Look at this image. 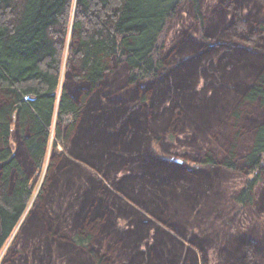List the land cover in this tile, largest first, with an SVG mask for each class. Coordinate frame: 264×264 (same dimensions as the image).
I'll use <instances>...</instances> for the list:
<instances>
[{
    "label": "trees",
    "instance_id": "16d2710c",
    "mask_svg": "<svg viewBox=\"0 0 264 264\" xmlns=\"http://www.w3.org/2000/svg\"><path fill=\"white\" fill-rule=\"evenodd\" d=\"M183 4L189 5L191 18L197 25L196 30L199 35H207L199 0H0V258L3 257L16 229L22 224L23 229L17 243H20L18 245L22 251L25 250L27 253L23 256L17 254L19 259L13 264H29V247L34 248V244L44 246L45 257L39 255L40 248L32 251L29 257L32 258V264H61L62 262L70 264H197V253L193 251L191 247L194 246L186 237L188 230H183L184 227H190L191 235L197 234V229L191 228L192 225L197 226V219L190 218L191 222L188 225L185 216L190 212L185 206V201L189 203L194 195L190 192L181 193L183 189L180 192L175 185V180L180 178L177 174L180 169L186 171V177L188 174H197L205 178V184L207 182L216 184L215 181L226 176L227 173L239 171L243 181L242 185L234 191L232 202L234 206L241 209L254 203V192L262 181L264 173V119L254 126L248 148L242 154L237 147V139L231 137L233 140L229 144L230 147L223 153L220 160H217L216 155L205 153V151L201 159L191 158L195 162L191 168L183 162H169L157 157L159 162L156 176L148 177L141 172L135 183L138 185L135 188L140 189V193L145 196V200H148L153 209L130 198L128 195L130 190L124 192L120 188L122 187L120 183H114L115 185L110 182V184L103 183L100 178L91 175L86 168L80 169L75 176L84 177L87 183L92 184L93 189L90 191L96 188L95 199L87 207V212H84L83 208L90 196L92 197L90 191L82 192L80 189L72 191L67 184L63 185L64 189L61 184H58L57 191H61L65 197L60 202V198L55 199L53 194L49 196L45 192L50 177L47 176L46 171H51L55 162L50 157L64 160L60 168L63 171H56L59 178L69 164L83 162L93 167L94 164L72 156L68 151L62 154L58 147L66 148L84 113L87 98L102 82L110 71L111 65L125 67L124 83L128 86L142 87L143 84L155 82L151 85L153 87L160 81L162 71H166L163 57L165 31L170 21L178 18L177 15ZM258 4L264 14V0H260ZM226 18L219 24L227 25ZM219 24L208 34L216 36L217 48L220 50V46L224 45L220 40L225 34L224 31L219 30ZM230 46L233 44H227V47ZM219 50L215 49V54ZM226 51L230 57H234L230 49ZM211 52L212 50H208L205 55ZM201 55L202 53H198L182 59L181 63L187 64L184 65L186 71L183 70L180 77L187 78V74H190L189 67L192 65L195 68ZM226 63L222 64L221 71H224V77L231 82L234 81L236 86L233 89L230 86H223L222 89L231 93L234 89L236 91L237 87H241L243 85L241 83L246 86H242V95L237 103L231 97L223 95L214 97L215 101L220 100L224 105L227 103L232 109L236 103L234 111H237V115L242 105H256L264 110V62L258 66L247 59ZM254 69L257 73L251 80L238 76L244 71ZM68 72L72 73L76 82L84 85L85 91L78 98L72 96L67 90L64 74ZM186 87L188 89H185L182 95L179 88ZM155 88L157 89L154 90L153 96L159 98V94H162L168 101L176 90L174 102L176 97H180V103L186 106L190 115L198 119L197 135L195 134L197 138L201 137L202 128L210 129L204 126H209L211 121L221 114L218 113L219 110L213 109V102H211L213 100L205 102L206 100L197 94L199 92L196 87L189 86V82L170 81L168 85L159 83ZM126 92H123L121 96ZM143 92V95L139 96L141 98L138 112H136L138 114L128 113V118L138 115L137 120H139L142 114L140 111L144 109L146 111L149 106L155 104L156 100H150L145 91ZM177 92L180 94H176ZM116 101L120 103L121 98L99 102L95 114L86 117V122L92 121L93 127L95 125L98 128L105 123H112V129L108 132L115 136L119 122L117 115L119 114L120 118L126 113L118 112L113 119L114 115L108 107L112 108ZM108 102L109 104L106 105ZM102 107L107 110L104 108L106 111H102ZM196 108L198 110H195ZM166 112L168 109L164 106L155 115ZM163 118L165 122L168 119ZM144 119H146L147 130L150 123L149 115L144 116ZM114 120L118 122L113 123ZM179 120L180 116L175 118V122ZM191 121L193 122V117ZM121 126L128 128L123 133L127 139H131L130 148L135 147L134 142H138V139L142 143L141 128L131 129L125 120ZM179 134H183L186 138L191 135L187 131ZM15 138H18L22 144V159L20 155L18 156L19 149L15 147ZM187 151L189 152L188 149ZM109 153L107 152L106 155ZM238 153L240 156H237ZM130 159L133 164L142 160L140 157L137 161L133 157ZM142 165L140 163V167ZM212 175L214 177L211 179ZM102 177L107 178L104 174ZM201 183L202 181L198 180L194 182V185ZM53 185L55 184H51ZM109 185L116 192L109 190L107 188ZM105 192H109L125 208L122 209L119 205L117 207L108 201L104 204L106 199L104 200L102 196ZM67 193L71 194L67 195ZM151 196L154 201L151 198L148 199ZM209 201L211 202V198ZM31 202L32 205H30ZM98 202L100 214L95 217L90 216V212L96 209ZM29 205L32 207L26 215ZM166 209L168 213L165 212ZM201 209L199 207L195 213L199 215ZM209 209L211 211V206L201 211L202 217H206L210 212ZM135 214L141 219L139 224L143 226L141 228L143 233L140 234L134 230L133 235L129 234L131 231L127 229H130L132 224L130 215ZM108 215H114L115 218H113L112 227L105 229L108 224H103L102 221L107 218L106 223H108L110 219ZM121 218L125 220V223L119 221ZM229 220L231 223L224 226V237L228 247L232 246L233 251L237 253L239 239L235 238V232L227 230L234 226V221ZM104 230L107 233L103 232ZM125 230L128 232L126 237H133L132 240H136L127 241L128 245L126 243L119 245L115 237ZM249 233L254 241H244L259 245L264 252V233L262 236H259L255 230ZM181 239L189 244L182 242ZM203 239L208 241L205 236ZM197 246L200 248V245ZM200 253L202 254V251ZM11 257L8 259L10 260ZM21 258H24V261ZM5 264L10 263L6 261ZM234 264L246 263H242L239 259ZM248 264L251 263L248 262ZM261 264H264V260Z\"/></svg>",
    "mask_w": 264,
    "mask_h": 264
},
{
    "label": "rangeland",
    "instance_id": "374dc122",
    "mask_svg": "<svg viewBox=\"0 0 264 264\" xmlns=\"http://www.w3.org/2000/svg\"><path fill=\"white\" fill-rule=\"evenodd\" d=\"M199 2L205 21L207 35H199L198 30H196L197 25L193 21V18H191L189 5H181L180 12L177 15L179 21L178 18L171 20L168 24V29L165 31L163 57L166 71H162L163 75L160 81H158V83L156 82L157 85H155L158 86L159 83L168 85L170 81L189 82V86H195L196 90L199 92L197 94L206 100L205 102H210L209 100L212 99L213 101L211 102H213V109L215 111L219 110L220 112L218 113L221 114L215 117L216 119L211 121L209 126H204L210 129L202 128L201 137L198 136L197 138L196 127L198 119L195 118L194 115L189 114V110H186V106H184L183 103H180V97H176V101L174 102L176 90H174V94H172L171 99H169L170 101L166 100L167 98H165L162 94H159L160 97L157 98L153 96L154 90L157 88H155L156 86L154 85L153 87L151 86L155 82L151 84L147 83V85L143 84L142 87L128 86L127 83H124L126 76L125 67L123 65L113 64L111 65L110 71L103 78L102 82L87 98L84 113L82 114L79 123L76 125V131H74L72 137L67 142L66 148L63 149V147H58L62 154L69 152L72 156L83 159L94 165L91 167L80 161H78L80 162L78 164H69V166L65 167L64 173H62L59 178L56 171H63V169L60 170V168H62L61 164L64 163V160L62 158L58 159L57 157H50L52 161L55 162L52 170L48 172L46 171L47 176L50 177L47 182V187H45V192L49 196L53 194V198H60L59 202L65 199L61 191H57L56 189L57 186L59 187L58 184H61L63 189V185L67 184L72 191L74 189H80L82 192H87L93 189L92 184H89V182L87 183L84 177H82V179L81 177L78 178L75 176L78 172H80V169L86 168L89 170L91 175H94L96 178H100L103 183L106 182L107 184L111 183L113 185H115L114 183H120L122 186L120 188L123 189L124 192L130 190V193H128L130 198L132 197L139 203L153 209V206L149 205L148 200H145V196L140 193V189L135 188V186L138 187L135 183L138 181V177L141 172L145 173L148 177L156 176L159 162L157 157L168 160L169 162H183L186 166L191 168L195 163L192 159H201L204 157L203 154L205 151V153L216 155L217 160H220L223 153L230 147L229 144H231L233 140L231 137H235L237 139V147L239 148V152L241 154L247 150L254 126L259 121L264 119V110L259 109L256 105H242L239 111L240 113L237 115V111H234V108H236L235 104L239 101V98L242 95V86H246V84L241 83L243 85L241 87H237L238 89H236V91L234 89L231 93L227 92L225 89L223 90V86H230L233 89L236 84L234 81L231 82L224 77V71H221V66L222 64L225 65L227 59L226 57H228L227 63L247 59L252 60L253 65L258 66L264 62V14L260 10V6L258 4L260 3V0H199ZM222 11H224L223 14ZM229 11L231 13H228ZM227 16L230 17L226 18ZM225 18L227 19V25L223 23L220 25L219 22L221 20L223 21ZM218 24L219 30L221 32L224 31L225 34V36L220 40L224 43V45L220 46V50L217 48L218 39L216 36H209L208 34L214 30ZM227 44H233V46L227 47ZM215 49L219 50V52L216 51V54L214 52ZM229 49L234 57L229 56L228 51H226ZM208 50H212V52L209 55H205ZM253 50L254 54H252ZM198 53H202V55L197 60L195 68L191 65L189 67L190 74H187V78L180 77L184 70V65L187 64H182V59ZM171 68L174 69L171 71L168 70ZM184 71H186V69ZM255 73H257L256 69L253 71H244L238 76H243L244 79L248 78V80H251ZM64 75L66 76L68 92L72 96L78 98L85 91V88H83L84 85L80 82H76L71 72ZM179 89L183 95L184 90L188 89V87ZM118 90L122 92H119ZM143 91H145V93L149 96L150 100H156L155 104L149 106L146 111L145 109L140 111L142 114L140 115L139 120H137L138 115L133 118H128V113L133 112L134 114H138L136 112H138V104L141 98H139V96L143 95ZM123 92L126 93L121 96ZM176 94L179 95L180 93L177 92ZM220 95H223L224 97H231V99L236 101L233 109L230 108V105L227 103L224 105V103H221L220 100L215 101L214 97H218ZM120 98V103L116 101L112 108L108 107L114 115L113 119L115 118L116 113H121L122 111L123 114L124 111L126 112L123 117L121 116L119 118L120 115H117L119 122L118 120L113 121V123L118 122L117 133L115 136L110 135L108 132L112 129V123H105V125L103 124L100 128H98L95 125L93 127L91 124L92 121L86 122V117H90L95 114L94 112L96 107L99 105V102L114 101L119 100ZM177 99L179 101H177ZM189 99L191 98L189 97ZM108 104L109 102L106 105ZM110 104L112 103L110 102ZM164 106H167L168 112L155 115L156 113H159ZM104 108L105 107H102V111L107 110L106 108V110H104ZM195 110H198V108ZM177 112L181 113V115ZM148 115L150 123L154 120L156 121L151 124L149 123L148 129L146 130L145 125L147 123L144 116L146 117ZM179 116L180 120L175 122V118ZM236 116L238 117L235 118ZM163 117L168 118L166 122ZM192 117L193 122L191 121ZM124 120L128 122L131 129L141 128L143 130L142 143H140L138 139V142H134L135 147L133 148L129 147L131 139H127L123 133L128 129L121 126ZM153 126H157L158 128H152ZM184 131H187L189 135L191 134L189 138H186L183 134H179ZM100 134L102 135L100 136ZM14 144L15 147L17 146V150L19 149L18 156L20 155L19 157L22 159L23 157H21V155L23 156V151L20 140L17 138L16 142L14 141ZM218 144L220 146H218ZM49 149L50 146L48 147V150ZM107 152L110 153L106 155ZM237 156H240L239 153ZM131 157L135 158L136 161L138 157L142 158V160L133 164L130 159ZM86 158H88V160ZM106 161L109 162L106 163ZM140 163L143 164L142 167H140ZM177 172V174L180 175V178L175 180V185L180 189V192L183 189V192L181 193L190 192V194L193 193L194 195L192 196V201L189 203H186L185 201V206H187V210L190 211L185 216L188 220V225L191 222L190 220L194 219L193 217L197 219V226L192 225L191 228L197 229L196 231L198 235L195 234L192 236L190 227H184L183 230H188L186 237L190 240L192 246L199 248L197 245H200L198 250L191 247L193 251L197 253V264H234L235 261L237 262L239 259L242 260V263L246 264H248V262L251 264H261L262 260H264V252L260 249L261 247L259 248V245H253L248 243L250 241L246 242L244 240H253V237L249 233L252 230H255L259 236H262V233H264V173L262 181L255 189L254 203L252 205L249 204L245 209H241L234 206V203L232 202L234 191L242 185L243 181L239 171L227 173L226 176L216 180V184H208V182L205 184V178H201L197 174H188V177H186V171L183 169H180ZM102 174L106 175L107 178H103ZM210 177L212 179L214 176L212 175ZM58 180L61 181L58 182ZM198 180L202 181V183L200 185H194V182ZM51 184L55 185L51 186ZM109 186L107 187L109 190L116 192L111 185ZM94 190H96V188H94ZM94 190L90 191L92 197L90 196L89 201H87L84 205V212H87V207L95 199ZM70 194L71 193H67V195ZM67 197L71 198L70 196ZM102 198L104 200L106 199L104 204L108 201L110 204L114 203L117 207L119 205L122 209L125 208L121 203H118V201L114 199L109 192H105ZM150 198L153 200L152 196L148 199ZM209 198H211V202L209 201ZM32 202L30 205L33 204ZM30 205L26 215L32 207ZM98 206L99 202L97 203L96 209L90 212V216L95 217L97 214H100L101 209H99ZM198 206L200 209L202 208L201 211L207 209L208 206H211V211L209 209L210 212H208L206 217H202L203 214L201 211V214L199 213V215L198 213H195L199 210ZM166 210L167 211L165 212L168 213V209ZM108 216L110 219L115 218L114 215ZM166 217L168 218V216ZM110 219L108 223H106L107 218L102 221L103 224H108L105 229L112 227L114 219ZM229 219L234 221V226L227 230L235 232V238L239 239V250H237V253L233 251L232 246L228 247L224 237V226L231 223ZM119 221L125 223V220L122 218L119 219ZM140 221L141 219L137 214L130 215V222H132V224L130 229H127L128 231H131H129V234L134 235V230H137L140 234L143 233V230L141 229L143 226L139 224ZM21 226L22 224L19 225L13 235L14 237L8 242L9 244L5 253L3 257L0 258V264H5L6 261L13 264V262H16L15 260L18 261L19 259L17 254L23 256L27 253L25 250L22 251L19 246L20 243H17L23 229ZM103 232L107 233L105 230ZM127 233L128 232L125 230L120 232L118 237H115L116 241L118 240L119 245H122L123 243L127 244V241L130 240H136H132V236V238L126 237V235H128ZM171 234L176 236L172 232ZM204 236L207 237L208 241L203 239ZM181 241L183 242L184 240L181 239ZM185 243L189 244L187 242ZM38 248L41 249V254L39 255L41 257H45V248L42 244L41 247L36 244H34V248L29 247V252L32 254V251L34 252ZM184 248L186 249V246ZM201 251L202 254L200 253ZM30 253L28 259L29 264H32V258H29L31 256ZM232 253H234V255ZM9 257H11L10 260H14L10 262L8 259ZM23 259L24 258H21L22 261H24ZM190 262L192 263L191 260ZM61 264L70 263L62 262Z\"/></svg>",
    "mask_w": 264,
    "mask_h": 264
}]
</instances>
